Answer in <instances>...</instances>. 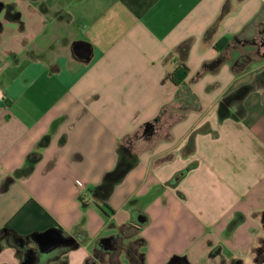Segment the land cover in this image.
Listing matches in <instances>:
<instances>
[{"label":"crops","instance_id":"obj_1","mask_svg":"<svg viewBox=\"0 0 264 264\" xmlns=\"http://www.w3.org/2000/svg\"><path fill=\"white\" fill-rule=\"evenodd\" d=\"M27 1L0 19V264L251 261L264 0Z\"/></svg>","mask_w":264,"mask_h":264},{"label":"rangeland","instance_id":"obj_2","mask_svg":"<svg viewBox=\"0 0 264 264\" xmlns=\"http://www.w3.org/2000/svg\"><path fill=\"white\" fill-rule=\"evenodd\" d=\"M8 3L14 4L15 7L17 8V10H19L21 12L24 11V12H26L27 15H30L28 13L33 8H37L38 7V3L35 2V1H27V0H0V19H4L5 14L7 12L8 13L15 12L14 6H12L11 4H8ZM9 18L11 19L12 17H9ZM6 26L9 27V28H17V25L14 24V23L13 24H8ZM21 39H22V34H15V33L12 36H7L5 39L2 38V40H6V41H9V42H12V43L11 44H8L6 46H3L2 49L0 50V52H5L6 50H8L13 45L21 44ZM17 42H19V43H17ZM167 133H168V129H167L166 126H164L163 129H161L159 135L161 137H164ZM261 222L262 223H260L259 225H260V227H262V230L264 232V216H263ZM220 264H264V239L261 240L260 246L254 252L251 261H249V262L246 263V262L241 261V260H233L230 263H227L226 261L222 260V262H220Z\"/></svg>","mask_w":264,"mask_h":264},{"label":"water","instance_id":"obj_3","mask_svg":"<svg viewBox=\"0 0 264 264\" xmlns=\"http://www.w3.org/2000/svg\"><path fill=\"white\" fill-rule=\"evenodd\" d=\"M33 240L44 253L50 252L60 246H72L76 242L75 239L65 238L61 233L55 230L37 234L33 237ZM178 260L179 259L176 258L170 264H177Z\"/></svg>","mask_w":264,"mask_h":264},{"label":"trees","instance_id":"obj_4","mask_svg":"<svg viewBox=\"0 0 264 264\" xmlns=\"http://www.w3.org/2000/svg\"><path fill=\"white\" fill-rule=\"evenodd\" d=\"M9 17H12L13 18V19L11 18L12 20H19L20 19V14L15 11L13 13H10V16ZM188 73H189L188 67L185 66V65H182L181 67H179L170 76V80L173 82V84L182 85V84H184V81H185L186 77L188 76ZM103 213L106 214L105 211H103ZM7 232H8L7 234H10V236L15 237L19 242H23V243H25L26 241H28V240H30L32 238V236H30V237H21V236H18L17 234H15L12 231H7ZM65 263H66V259L63 260V264H65ZM86 264H91V261L90 262L88 261Z\"/></svg>","mask_w":264,"mask_h":264}]
</instances>
